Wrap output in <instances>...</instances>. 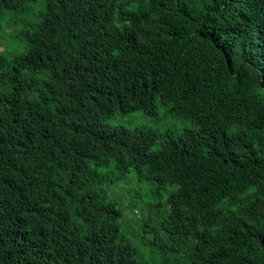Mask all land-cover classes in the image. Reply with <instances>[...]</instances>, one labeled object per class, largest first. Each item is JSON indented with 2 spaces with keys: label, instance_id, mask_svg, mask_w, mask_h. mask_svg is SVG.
<instances>
[{
  "label": "trees",
  "instance_id": "16d2710c",
  "mask_svg": "<svg viewBox=\"0 0 264 264\" xmlns=\"http://www.w3.org/2000/svg\"><path fill=\"white\" fill-rule=\"evenodd\" d=\"M158 106L191 125L121 121ZM131 171L169 191L140 243L264 264V0H0V264H146Z\"/></svg>",
  "mask_w": 264,
  "mask_h": 264
},
{
  "label": "rangeland",
  "instance_id": "374dc122",
  "mask_svg": "<svg viewBox=\"0 0 264 264\" xmlns=\"http://www.w3.org/2000/svg\"><path fill=\"white\" fill-rule=\"evenodd\" d=\"M12 21L13 28L8 33L17 34L21 25L16 24V19L13 14L8 15L7 19L4 18L2 25L7 26V20ZM16 24V25H15ZM7 44L8 51L16 50V52H21L24 50V42L18 40L15 36L13 38L7 37L5 43L2 44L4 47ZM135 116V117H133ZM157 117L158 120L152 119L144 115H138L137 113L126 114L125 117L121 119L122 122H126L128 125H133L135 123L141 124L145 123L149 126H165L173 121H176L175 127L177 131L185 129L191 125V123L183 118L173 119L165 111L162 106L157 108ZM161 122V123H159ZM167 190V191H166ZM109 195L112 198H115L119 203L122 209V218H121V236L127 238L134 246L138 248L137 257L146 264H188L186 258L181 255L173 254L167 245L156 242L154 244L152 236L147 237V240H150L151 243H140L139 237L142 236V233L136 236L134 233L139 229V223L142 224L143 221L147 222H156L161 221L160 218L163 216V207L156 208L154 204L157 205V202L164 201L168 196V189L161 188L160 193L157 194L153 192V185L148 181H139L133 171L126 174L125 177H120L112 181L111 186L109 187ZM148 203H151L154 207L152 213L149 211ZM162 212V213H161ZM148 216L152 218H148ZM124 221H128L126 226L123 224ZM136 222V223H135ZM135 223L136 229L131 228L130 224ZM157 223V222H156ZM158 226L157 224H154ZM128 226V227H127ZM138 233V232H137Z\"/></svg>",
  "mask_w": 264,
  "mask_h": 264
}]
</instances>
